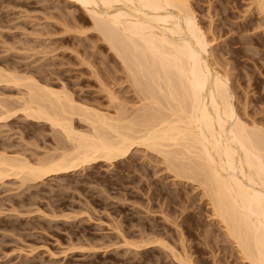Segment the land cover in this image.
I'll return each instance as SVG.
<instances>
[{"label": "rangeland", "instance_id": "1", "mask_svg": "<svg viewBox=\"0 0 264 264\" xmlns=\"http://www.w3.org/2000/svg\"><path fill=\"white\" fill-rule=\"evenodd\" d=\"M190 3L213 41L212 60L230 77L239 114L264 128V15L258 0ZM92 26L74 0H0V66L64 86L76 101L101 112L131 117L146 103L143 94ZM22 89L0 83V99L14 106ZM18 114L0 121V152L35 163L67 144L47 122ZM76 117L78 127L86 126ZM163 158L137 145L114 161L100 159L26 183L16 176L0 181V264H188L190 258L191 264H248L199 182L177 177Z\"/></svg>", "mask_w": 264, "mask_h": 264}, {"label": "bare ground", "instance_id": "2", "mask_svg": "<svg viewBox=\"0 0 264 264\" xmlns=\"http://www.w3.org/2000/svg\"><path fill=\"white\" fill-rule=\"evenodd\" d=\"M74 1L122 59L146 103L131 117L117 109L112 116L76 101L64 86L0 66L1 84L24 87L16 105L0 99V121L21 112L58 129L67 142L60 153L35 163L0 152V181H36L96 160L114 161L143 146L162 155L177 177L198 181L239 256L264 264V128L239 114L230 77L212 60L213 41L190 0ZM257 7L264 15V0ZM75 117L86 126L78 127Z\"/></svg>", "mask_w": 264, "mask_h": 264}]
</instances>
